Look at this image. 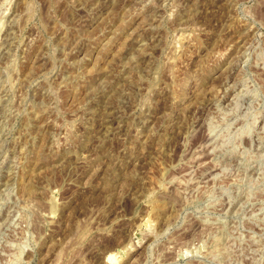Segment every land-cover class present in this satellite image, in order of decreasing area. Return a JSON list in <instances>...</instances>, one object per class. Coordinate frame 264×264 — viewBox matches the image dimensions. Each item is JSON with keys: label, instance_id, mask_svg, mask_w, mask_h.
<instances>
[{"label": "rangeland", "instance_id": "rangeland-1", "mask_svg": "<svg viewBox=\"0 0 264 264\" xmlns=\"http://www.w3.org/2000/svg\"><path fill=\"white\" fill-rule=\"evenodd\" d=\"M0 264H264V0H0Z\"/></svg>", "mask_w": 264, "mask_h": 264}, {"label": "bare ground", "instance_id": "bare-ground-1", "mask_svg": "<svg viewBox=\"0 0 264 264\" xmlns=\"http://www.w3.org/2000/svg\"><path fill=\"white\" fill-rule=\"evenodd\" d=\"M109 260H112V258H111V257H109Z\"/></svg>", "mask_w": 264, "mask_h": 264}]
</instances>
